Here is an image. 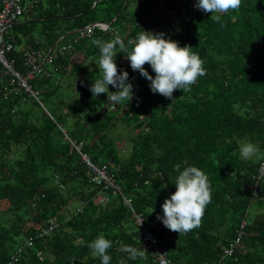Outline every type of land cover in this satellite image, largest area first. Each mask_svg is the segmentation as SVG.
<instances>
[{
    "label": "trees",
    "instance_id": "obj_1",
    "mask_svg": "<svg viewBox=\"0 0 264 264\" xmlns=\"http://www.w3.org/2000/svg\"><path fill=\"white\" fill-rule=\"evenodd\" d=\"M104 1L112 3L106 20H94L90 13ZM195 3L137 0L129 15L130 0H39L26 8L36 11L33 19L12 25L20 34H14L8 55L19 71L30 70L26 50L47 57L30 81L39 96L58 94L62 82L54 80L56 73L69 79L74 74L76 95L55 116L42 98L40 103L19 89L5 99L0 92V264H101L88 246L100 233L112 241L110 264H158L155 249L143 246L138 215L152 231L161 226L159 244L174 264H264V0H242L239 10L221 14L220 23ZM93 22L117 24L129 50L127 41L144 30L191 45L206 75L191 91L177 89L168 99L154 94L150 81L130 64L125 67V54L118 53V69L128 71L134 86L133 99L116 105L107 102L106 93L93 97L90 87L100 78L99 68L72 63L77 50L61 52L70 33ZM96 38L108 41L111 33L98 30L77 45L94 63L100 50L90 39ZM145 68L155 77L150 65ZM7 80L0 75V86ZM109 91L118 89L109 85ZM243 142L258 147L250 160L240 156ZM82 153L105 166L122 190L93 183ZM176 164L181 171L203 170L213 190L201 225L181 235L157 220L176 191ZM242 231L240 245L227 254ZM128 246L137 250L136 259L129 258Z\"/></svg>",
    "mask_w": 264,
    "mask_h": 264
},
{
    "label": "clouds",
    "instance_id": "obj_2",
    "mask_svg": "<svg viewBox=\"0 0 264 264\" xmlns=\"http://www.w3.org/2000/svg\"><path fill=\"white\" fill-rule=\"evenodd\" d=\"M241 3L242 0H197L195 7L204 13H212L210 19L220 23L221 14L229 10H239ZM91 44L100 50L96 62L100 78L95 79L90 91L93 97L106 93L109 104L118 105L126 100L129 102L134 97V86L129 80L128 71L120 72L118 69V53L125 54L132 70L138 71L150 81L149 87L154 94L158 93L168 99H173V93L177 89L182 92L191 91V86L197 82L198 77L206 75L204 61L198 53L192 51L193 47H181L178 41L166 38L163 32H140L135 40L127 41L131 50L126 47L125 41L118 33L108 41L92 39ZM146 64L150 65L155 77L145 68ZM109 85L118 91H109ZM239 152L244 160H250L258 152V147L252 142H243L239 146ZM183 163L188 165L187 160ZM180 168V164L175 165L179 173L175 180L176 191L165 199L162 205L163 215H158L157 220L169 230L181 235L201 225L213 190L209 176L203 170L196 166H186L182 171ZM260 172L264 175V164L261 165ZM88 246L92 250V256L101 259V264H110L111 256L108 250L112 247V241L107 239L104 233H100ZM125 251L129 253L130 259L137 258L135 248L128 246ZM121 264L124 262L121 261Z\"/></svg>",
    "mask_w": 264,
    "mask_h": 264
},
{
    "label": "built area",
    "instance_id": "obj_3",
    "mask_svg": "<svg viewBox=\"0 0 264 264\" xmlns=\"http://www.w3.org/2000/svg\"><path fill=\"white\" fill-rule=\"evenodd\" d=\"M39 0H0V66L2 71L0 75H7L8 80L5 84L0 86V92L3 93L4 98L7 99L10 94L17 93L18 90H23L30 96L35 97L40 103L39 92L35 90L31 85V79L36 77L41 72V65L47 59L43 54L37 49H29L24 52V64L30 68L27 72L23 73L16 68V59L9 57L8 53L15 48L16 39L14 35H10L11 38L6 37V33L9 27H11L25 11L27 7L33 8L38 4ZM98 30L110 31L113 34H120V31L112 27V24L105 22H93L82 28L77 29L76 34L73 39L69 42L62 44L61 52H75L77 44L83 39L92 38ZM64 132H66L64 130ZM78 151H81V144H76ZM83 154V153H82ZM84 161L89 166L90 180L93 183L103 185L104 189H117L122 190V188L117 184L116 179L113 175L108 173L105 166H98L91 161L90 157L83 154ZM108 197L101 196V202H105ZM126 202L130 204L129 200ZM138 225L142 226V238L143 246L146 249H155V257L158 264H174L170 261L167 249L160 243L161 226L154 225L155 229L152 231L144 226V219L138 215L137 221ZM246 224V223H245ZM244 224V225H245ZM243 225V226H244ZM52 229V226L50 227ZM235 238L233 243L229 248L226 249L227 254H232L236 246L240 245L241 235Z\"/></svg>",
    "mask_w": 264,
    "mask_h": 264
},
{
    "label": "rangeland",
    "instance_id": "obj_4",
    "mask_svg": "<svg viewBox=\"0 0 264 264\" xmlns=\"http://www.w3.org/2000/svg\"><path fill=\"white\" fill-rule=\"evenodd\" d=\"M110 5H112V3H108L105 1L100 3L99 6L90 13L91 18H93L94 20H104V19L106 20V18H107V15H106L107 9L106 8L108 6L110 7ZM136 5H137V0H130V4L128 5V8L125 10V13L126 14L128 13L129 15L130 14L133 15ZM146 6L148 7L149 4L146 3ZM153 6L156 7L157 3H154ZM147 9H150V7H148ZM36 14H37L36 11L33 12V11H27L26 10L25 13H23L21 16H19V18L17 19V21L15 23L23 22V21H29L30 19H33V16H36ZM170 16H172V14ZM37 23H38L37 27L39 29H41V25H43V23L42 22H37ZM113 26L116 27L117 24H114ZM15 33L20 34V32H17V30L13 26H11L7 30L6 37H8L10 35H14ZM110 33H111V39H113L115 37V34H113L111 31H110ZM74 35L75 34H71V35L67 36L69 38V41H71L73 39ZM91 40L92 39H90V41ZM80 47H82V46L80 45L79 48ZM93 60H94V57H90V56L87 57L85 62L80 63V68H83V69H86L89 71L94 70L96 67L98 68V66L96 65V62L94 63ZM121 61L125 62V61H127V59L123 58ZM129 64H130V62L128 63V65ZM93 73H95V72H93ZM95 76L98 77V74H95ZM57 78H59L62 82L60 85V91L58 92L57 95H54L53 97L50 98V97H47L45 95H41V93H40V98H42V101L44 102V105H42V106L45 109H47L48 111H50L55 116H57L59 114H63L65 112V109H66V108H64L65 107L64 106L65 101L69 100L70 98H72L76 95V94H74L75 93V90H74L75 87L73 88V85H74L73 83H75L74 82L75 81L74 74H72L70 76V79H69V78H67V76L61 77V74L56 73L54 80L57 81ZM70 85H72V87H70ZM25 105L26 106L32 105L31 100H29L27 103H25ZM35 108H37L38 109L37 111L39 112L40 108L38 106H35ZM67 111L71 112L72 110L67 109ZM72 120H73V116L71 114L68 117L69 126L71 125ZM77 205H78L77 202L72 203V207L77 206Z\"/></svg>",
    "mask_w": 264,
    "mask_h": 264
},
{
    "label": "crops",
    "instance_id": "obj_5",
    "mask_svg": "<svg viewBox=\"0 0 264 264\" xmlns=\"http://www.w3.org/2000/svg\"><path fill=\"white\" fill-rule=\"evenodd\" d=\"M163 10H164V9H163ZM164 13H165V12H164ZM74 31H75V30H74ZM74 34H76V33H74ZM77 45H78V44H77ZM76 50H77V51L74 53L72 63L78 64V63H83V62H85V61H86V57H85V54H83V51L79 50L77 46H76ZM129 62H130V61H128V60L124 62L125 67L128 66V63H129Z\"/></svg>",
    "mask_w": 264,
    "mask_h": 264
},
{
    "label": "water",
    "instance_id": "obj_6",
    "mask_svg": "<svg viewBox=\"0 0 264 264\" xmlns=\"http://www.w3.org/2000/svg\"><path fill=\"white\" fill-rule=\"evenodd\" d=\"M127 1H128V0H127ZM126 3H127V2H126ZM76 31H77V30L73 31V32H72V33H70V34H74V33H76ZM68 35H69V34H68Z\"/></svg>",
    "mask_w": 264,
    "mask_h": 264
},
{
    "label": "bare ground",
    "instance_id": "obj_7",
    "mask_svg": "<svg viewBox=\"0 0 264 264\" xmlns=\"http://www.w3.org/2000/svg\"><path fill=\"white\" fill-rule=\"evenodd\" d=\"M196 4V3H195ZM191 9V8H190ZM190 14V13H189Z\"/></svg>",
    "mask_w": 264,
    "mask_h": 264
}]
</instances>
